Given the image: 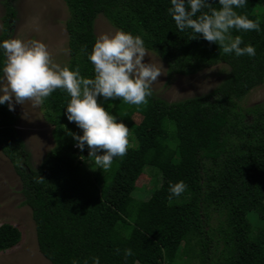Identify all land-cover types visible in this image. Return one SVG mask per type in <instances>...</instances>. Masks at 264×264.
Wrapping results in <instances>:
<instances>
[{
  "label": "trees",
  "instance_id": "trees-1",
  "mask_svg": "<svg viewBox=\"0 0 264 264\" xmlns=\"http://www.w3.org/2000/svg\"><path fill=\"white\" fill-rule=\"evenodd\" d=\"M15 1H5L0 41L11 38ZM65 1L68 67L79 68L85 78L94 77L88 54L98 37L99 15L141 36L146 49L167 64L168 82L220 63L230 72L211 92L179 101H166L154 91L140 106L104 101L106 110L128 126L132 145L95 176L88 148L81 152L69 135L82 130L67 119L65 91L57 89L42 104L55 146L36 168L17 114L0 105V149L22 182L41 253L52 264H94L96 257L100 264H264V102L241 104L264 84V0H248L237 9L258 19L260 32L232 30L233 37L255 46L251 58L223 54L202 37L189 39L190 30L180 32L168 13L170 0ZM211 6L220 7L216 0ZM4 61L0 52V67ZM147 166L160 171L162 183L149 199L138 200L133 194ZM180 181L186 191L169 199L170 183ZM22 237L13 224H0V253ZM126 249L133 252L127 259Z\"/></svg>",
  "mask_w": 264,
  "mask_h": 264
},
{
  "label": "clouds",
  "instance_id": "clouds-1",
  "mask_svg": "<svg viewBox=\"0 0 264 264\" xmlns=\"http://www.w3.org/2000/svg\"><path fill=\"white\" fill-rule=\"evenodd\" d=\"M216 3L219 8H213L211 0H170L168 13L180 32L190 30L189 39L202 37L216 43L226 55L255 57L254 45L244 44L240 35H232V30H262L258 19L252 20L237 11L245 8L248 0H216ZM0 52L5 57L0 67V105L7 104L10 111L26 101L39 106L61 89L70 96L65 111L68 121L82 130V135L71 131L69 135L81 152L88 148L95 169L105 172L115 158L127 155L129 128L106 110L103 102L120 99L140 106L152 96V85L162 70L152 61L145 62L149 54L141 36L124 30L99 35L88 54L93 78L83 77L79 68L72 70L54 63L47 45L39 40H2ZM186 188L183 181L170 183L169 199L181 196ZM124 255L127 259L133 252L126 249ZM94 264H100L98 257L94 258Z\"/></svg>",
  "mask_w": 264,
  "mask_h": 264
},
{
  "label": "rangeland",
  "instance_id": "rangeland-1",
  "mask_svg": "<svg viewBox=\"0 0 264 264\" xmlns=\"http://www.w3.org/2000/svg\"><path fill=\"white\" fill-rule=\"evenodd\" d=\"M6 0H0V35L4 29ZM14 6L17 18L11 21V38H20L26 42L39 40L44 42L54 63L68 66L70 61L69 36L66 21L70 15L65 0H16ZM117 29L103 15L95 22L97 36L112 33ZM145 62H154L162 73L152 85L156 94L169 102L179 101L194 96L207 94L214 90L230 72V66L220 63L195 75H176L171 81L167 79V64L154 52L147 50ZM264 102V84L254 88L242 101L244 107ZM14 112L18 116L17 128L31 154V164L38 167L47 153L55 146L54 127L47 121L42 105L33 106L30 101L25 105L16 104ZM134 119L139 122L141 116ZM81 130V129H80ZM132 141L129 139V146ZM94 176L97 169L90 167ZM161 173L157 168L147 166L137 180L134 197L147 200L152 192L161 186ZM22 182L13 164L0 149V224L10 223L18 227L23 234L21 242L0 253V264H52L40 251L36 224L32 209L24 204ZM217 216L213 220L216 226Z\"/></svg>",
  "mask_w": 264,
  "mask_h": 264
}]
</instances>
